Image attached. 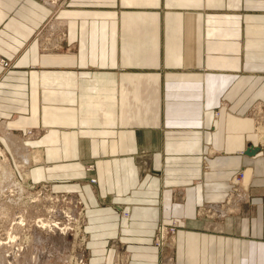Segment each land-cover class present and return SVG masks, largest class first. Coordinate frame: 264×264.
I'll use <instances>...</instances> for the list:
<instances>
[{
	"label": "crops",
	"instance_id": "0c3cea01",
	"mask_svg": "<svg viewBox=\"0 0 264 264\" xmlns=\"http://www.w3.org/2000/svg\"><path fill=\"white\" fill-rule=\"evenodd\" d=\"M47 11L0 0V57L14 60L0 65V109H35L45 169L79 191L94 250L122 246L128 264H264V203L222 219L196 211L254 158L243 111L264 101V0H63L67 36L45 55ZM182 218L160 251L158 223Z\"/></svg>",
	"mask_w": 264,
	"mask_h": 264
},
{
	"label": "rangeland",
	"instance_id": "374dc122",
	"mask_svg": "<svg viewBox=\"0 0 264 264\" xmlns=\"http://www.w3.org/2000/svg\"><path fill=\"white\" fill-rule=\"evenodd\" d=\"M38 1L48 9L36 35L38 50L45 55L61 52L63 36H67L62 30L63 0ZM0 65L5 70L11 69L14 60L0 57ZM254 101H249V106ZM249 106L243 112L252 119L255 136L260 125L264 126V101ZM33 110L35 112V109L26 107L21 114L14 116V113H8L14 109H0L4 114L0 115V123L4 122L8 132L21 140L24 147L39 150L41 154L39 162L21 161L4 138L3 126L0 127V264H128L129 253L122 246L117 249L108 243L104 252H100L94 250L96 244L89 242L87 207L79 191L74 186H62L61 178H55L60 173L53 176L45 169L51 164L44 154L46 130ZM219 113L217 111V115ZM20 117L29 123L17 121ZM255 138L253 147L260 148V151L243 170L231 174L225 199L205 204L209 206L206 208L199 207L196 210L198 215L207 213L222 219L239 215L244 205L255 208V205L264 203V142ZM85 162L84 159V173H92L94 163ZM89 183L95 185L96 178H91ZM128 214L123 213L125 218ZM185 222L182 218L158 223L154 245L160 251L172 248L176 233Z\"/></svg>",
	"mask_w": 264,
	"mask_h": 264
},
{
	"label": "bare ground",
	"instance_id": "6f19581e",
	"mask_svg": "<svg viewBox=\"0 0 264 264\" xmlns=\"http://www.w3.org/2000/svg\"><path fill=\"white\" fill-rule=\"evenodd\" d=\"M3 126V132H4V138L6 139L9 147L12 149V151L17 154V156L19 157V159L21 161H40L41 160V154L40 151L38 150H31L28 149L26 147L23 146L21 140H19L17 137L12 136L11 133L8 132V130L6 129V127L2 124H0V127ZM258 133H256V135L258 136L257 139L258 141H261L262 143L264 142V126L260 125V128L258 129ZM255 135V136H256ZM260 135V136H259ZM256 143H254L255 145ZM254 148H258V147H254ZM259 150L254 154V155H249V156H255L258 154ZM248 155V154H247ZM7 170V168L5 169V171ZM7 172V171H6ZM248 178V177H247Z\"/></svg>",
	"mask_w": 264,
	"mask_h": 264
},
{
	"label": "water",
	"instance_id": "95a60500",
	"mask_svg": "<svg viewBox=\"0 0 264 264\" xmlns=\"http://www.w3.org/2000/svg\"><path fill=\"white\" fill-rule=\"evenodd\" d=\"M258 150H259V148L249 147L247 149V151H246V154H248V155H254Z\"/></svg>",
	"mask_w": 264,
	"mask_h": 264
},
{
	"label": "built area",
	"instance_id": "2783aa9c",
	"mask_svg": "<svg viewBox=\"0 0 264 264\" xmlns=\"http://www.w3.org/2000/svg\"><path fill=\"white\" fill-rule=\"evenodd\" d=\"M158 239H159V237H158ZM158 242V241H157Z\"/></svg>",
	"mask_w": 264,
	"mask_h": 264
}]
</instances>
